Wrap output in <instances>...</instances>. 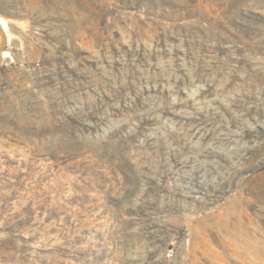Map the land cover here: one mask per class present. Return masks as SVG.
Returning a JSON list of instances; mask_svg holds the SVG:
<instances>
[{
	"label": "trees",
	"instance_id": "1",
	"mask_svg": "<svg viewBox=\"0 0 264 264\" xmlns=\"http://www.w3.org/2000/svg\"><path fill=\"white\" fill-rule=\"evenodd\" d=\"M96 1L104 8L111 5L151 22L159 20L156 47L149 50L132 40L118 42L117 48L113 42L116 61L110 63L105 48L100 58L86 49L70 54L63 39H52L67 56L55 70L49 69L50 63L36 61L44 74L34 76L33 82L20 76L21 61H0V148L5 153L0 164L12 155L24 158L28 172L23 178L32 175L38 161L80 169L90 165L97 173L118 176L124 192L117 203L124 223L122 264H135L128 257L136 238L147 251H154L150 263L171 247L168 218L187 211L181 206L190 199L186 195H201L177 185L183 184L184 172L193 170V182H199L201 172L211 178L216 165L228 168L225 154L234 131L239 132V143L248 137L250 143H258L264 136V15L238 10L244 0H222L227 5L218 26H192L197 16L191 14L210 6L211 0H108L107 5ZM106 15L102 18L108 26ZM168 85L180 100L175 104H168ZM192 86H201L199 104L187 97ZM263 169L264 161L246 173ZM0 175V221L15 222V227L4 230L9 237L0 246V264H49L46 258H30L25 235L44 221L60 242L62 257L75 260V254L84 250L78 237L82 217L73 211L84 208L79 200L60 198L49 214L52 194L32 187L22 205L25 182H15L1 168ZM9 253L18 256L6 258Z\"/></svg>",
	"mask_w": 264,
	"mask_h": 264
},
{
	"label": "rangeland",
	"instance_id": "2",
	"mask_svg": "<svg viewBox=\"0 0 264 264\" xmlns=\"http://www.w3.org/2000/svg\"><path fill=\"white\" fill-rule=\"evenodd\" d=\"M101 1L107 2L106 5L109 2ZM210 2V6L206 5L191 14L197 16L191 20L192 26H200L199 23L218 26L222 22V10L227 3L222 0ZM238 4L240 11L264 15V0H244ZM108 6L104 8L96 0H0V61H21L20 76L33 82L34 76L42 77L44 74L42 68H37L36 61L41 60L43 66L50 63L49 69L55 70L67 56L63 47L52 39H63L64 44L73 51L70 54L86 49L100 58L99 52L105 48V57L110 63L116 61L111 50L113 42L117 48L118 42L130 44L132 40L142 42L149 50L156 47L157 26H161L159 20L153 19L151 22L139 13ZM103 14L109 18L108 26L103 21ZM46 27H51L53 31L48 32ZM2 32L7 35L6 41ZM163 64L159 62V66L163 67ZM167 89L170 91L168 104L180 101L170 85ZM200 91L201 86H192L188 89L187 97H192L199 104ZM117 120L119 124L121 119ZM250 127L253 128V125L250 124ZM238 134V131H234V140L225 154L230 160L228 168L216 165L211 178L201 172L199 182H193V170L184 172L183 184L177 185L201 192V195H186L190 199L184 200L181 206L187 211L168 218L172 241L164 256L157 255L149 263L154 251H147L142 241L134 239L128 258L135 264H264V169L246 173L258 162L264 161V136L258 143H250V137L239 143ZM256 144L259 145L257 149ZM3 152L0 148V155L5 157ZM11 157L6 161L1 159L4 165L0 164V168L2 171L8 170L15 182H25V191L20 193L22 205L26 204L28 191L32 187H39L47 196L53 195L55 200L52 204L66 198L79 200L84 206L83 209L71 208L77 218L82 217V233L78 237H82L84 250L75 254L76 259L65 260L62 257L65 252L58 249L60 242L51 227L46 228L44 221L43 226L25 232L32 260L34 257L46 258L49 264H122L125 259L122 250L125 242L122 232L124 223L122 210L117 203L124 192L118 176L107 171L97 173V169L90 165L80 169L72 164L58 167L38 161L32 168V175L23 178L28 172L24 165L28 163L24 158L18 160L13 155ZM77 171H80L79 174ZM89 172L96 176H88ZM209 205L212 206L206 211H193ZM51 207L49 214L57 208L54 204ZM11 226L15 227L12 219L0 221V240L3 239L0 246L8 241L9 236L4 230ZM17 256L9 253L6 258Z\"/></svg>",
	"mask_w": 264,
	"mask_h": 264
}]
</instances>
